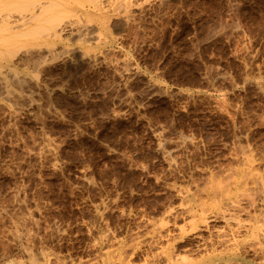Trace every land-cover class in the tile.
I'll list each match as a JSON object with an SVG mask.
<instances>
[{
  "label": "rangeland",
  "instance_id": "374dc122",
  "mask_svg": "<svg viewBox=\"0 0 264 264\" xmlns=\"http://www.w3.org/2000/svg\"><path fill=\"white\" fill-rule=\"evenodd\" d=\"M124 1L0 45V264H264V0Z\"/></svg>",
  "mask_w": 264,
  "mask_h": 264
},
{
  "label": "bare ground",
  "instance_id": "6f19581e",
  "mask_svg": "<svg viewBox=\"0 0 264 264\" xmlns=\"http://www.w3.org/2000/svg\"><path fill=\"white\" fill-rule=\"evenodd\" d=\"M110 1L113 2V0H0V45L6 46L14 39L20 40L34 32V25L48 22L49 19L57 21L59 17L72 14L73 10L77 11L79 7H81L79 11L86 16L103 17L100 6L102 5L103 9L104 4L108 5ZM129 2L128 4H131ZM62 30L63 27L58 25L52 29L50 35L59 38Z\"/></svg>",
  "mask_w": 264,
  "mask_h": 264
}]
</instances>
